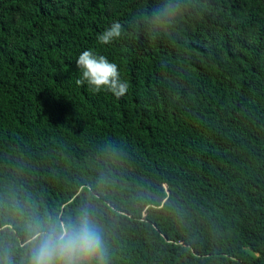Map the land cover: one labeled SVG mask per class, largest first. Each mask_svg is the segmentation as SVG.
I'll return each mask as SVG.
<instances>
[{
	"label": "trees",
	"instance_id": "obj_1",
	"mask_svg": "<svg viewBox=\"0 0 264 264\" xmlns=\"http://www.w3.org/2000/svg\"><path fill=\"white\" fill-rule=\"evenodd\" d=\"M0 0V264L87 206L110 264H264V0ZM115 21L128 37L102 45ZM116 63L93 93L76 60Z\"/></svg>",
	"mask_w": 264,
	"mask_h": 264
},
{
	"label": "clouds",
	"instance_id": "obj_2",
	"mask_svg": "<svg viewBox=\"0 0 264 264\" xmlns=\"http://www.w3.org/2000/svg\"><path fill=\"white\" fill-rule=\"evenodd\" d=\"M180 9V0H158L151 13L141 19L152 28L163 29ZM126 23L113 22L97 36V41L107 45L122 36L127 38ZM76 68L80 72V78L75 81L77 86L86 84L93 93L107 92L117 99L128 91L127 82L120 79L118 65L103 55H95L92 50L79 54ZM25 232L29 244L24 251L23 264H110L106 231L87 206L65 217L29 216Z\"/></svg>",
	"mask_w": 264,
	"mask_h": 264
}]
</instances>
